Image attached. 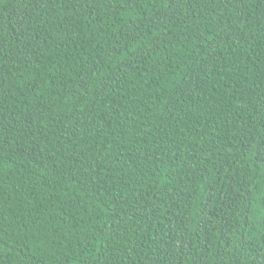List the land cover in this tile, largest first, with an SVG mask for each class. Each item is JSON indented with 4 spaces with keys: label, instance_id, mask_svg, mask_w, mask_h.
Masks as SVG:
<instances>
[{
    "label": "trees",
    "instance_id": "16d2710c",
    "mask_svg": "<svg viewBox=\"0 0 264 264\" xmlns=\"http://www.w3.org/2000/svg\"><path fill=\"white\" fill-rule=\"evenodd\" d=\"M0 264H264V0H0Z\"/></svg>",
    "mask_w": 264,
    "mask_h": 264
}]
</instances>
